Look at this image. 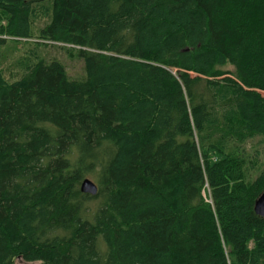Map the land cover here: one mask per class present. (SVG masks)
Masks as SVG:
<instances>
[{
    "label": "trees",
    "instance_id": "trees-1",
    "mask_svg": "<svg viewBox=\"0 0 264 264\" xmlns=\"http://www.w3.org/2000/svg\"><path fill=\"white\" fill-rule=\"evenodd\" d=\"M45 1L0 49L46 17L84 77L0 63V264H264V0Z\"/></svg>",
    "mask_w": 264,
    "mask_h": 264
},
{
    "label": "rangeland",
    "instance_id": "rangeland-1",
    "mask_svg": "<svg viewBox=\"0 0 264 264\" xmlns=\"http://www.w3.org/2000/svg\"><path fill=\"white\" fill-rule=\"evenodd\" d=\"M44 4L47 8H50V0L45 1ZM49 18L42 17L34 20L32 23V37L28 40H13L6 36L3 38L6 41V44L0 49V63L3 71V75L6 81L12 82L18 79L23 71L24 63L23 60L29 57V52H35V54L44 59L46 62H50L52 60L59 61L65 68V71L68 75L69 79L79 80L84 77V67L83 63L74 58H70L68 53L63 48V45L57 43H51L48 41H43L39 38L40 30L49 23ZM4 24L3 20L0 19V26ZM38 46H36V45ZM34 61V60H32ZM222 70L232 72V68L226 66L222 68ZM260 139H257L253 142V144L248 145L247 147L258 148L259 146H263L258 144ZM252 148V149H253ZM249 150H251L249 148ZM93 181V180H92ZM203 196L206 198L205 193ZM15 264H41L40 262H23L18 259L15 261Z\"/></svg>",
    "mask_w": 264,
    "mask_h": 264
},
{
    "label": "water",
    "instance_id": "water-1",
    "mask_svg": "<svg viewBox=\"0 0 264 264\" xmlns=\"http://www.w3.org/2000/svg\"><path fill=\"white\" fill-rule=\"evenodd\" d=\"M79 189L82 194L88 195L90 197H95L98 192L96 184L88 178H85L81 182ZM254 213L264 220V191L254 204Z\"/></svg>",
    "mask_w": 264,
    "mask_h": 264
}]
</instances>
